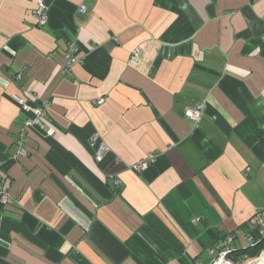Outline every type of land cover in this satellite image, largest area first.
<instances>
[{"label": "crops", "instance_id": "obj_1", "mask_svg": "<svg viewBox=\"0 0 264 264\" xmlns=\"http://www.w3.org/2000/svg\"><path fill=\"white\" fill-rule=\"evenodd\" d=\"M36 1L0 0V264H210L263 239L264 0H43L44 25ZM17 97L48 101L22 137Z\"/></svg>", "mask_w": 264, "mask_h": 264}, {"label": "built area", "instance_id": "obj_2", "mask_svg": "<svg viewBox=\"0 0 264 264\" xmlns=\"http://www.w3.org/2000/svg\"><path fill=\"white\" fill-rule=\"evenodd\" d=\"M78 11L80 13H84L86 11V8L84 5H79ZM33 16L39 25H44L47 23V8L44 4L43 0H37L35 7L33 9ZM71 49H75L72 47ZM67 62L69 61L68 56H67ZM73 60V59H72ZM18 103L21 105V108L27 112L29 115L25 120V124L23 129L21 130V137L23 135V132L27 130V128L31 126H40V119L42 116L46 114V110L48 107V101L46 99H42L39 103L30 102L27 100H24L23 98L17 97L16 98ZM34 101V100H33ZM104 99L103 98H98L96 100L97 104L103 103ZM204 107V103L202 102L201 104H198L194 108H189L186 110V115L189 118H192L194 120H197L202 113V109ZM55 129L53 127H50L46 130L47 135H52L54 133ZM91 145L93 146V154L95 159L100 162L104 159L106 153L108 152L107 146L99 139L97 135L92 136L91 138ZM24 146L22 140L19 141V146L15 153L11 156H8L6 160H14L15 157L18 154L24 153ZM155 158V155L150 153L147 155V157L141 161H139L134 168L136 170H141L147 168L148 164L152 162ZM12 201V196L10 194V191L8 188L3 185L0 187V202L2 204H9ZM194 221L196 219H193ZM250 227H256L260 231V234L264 238V209L257 211L253 214L252 219L250 220L249 224ZM248 239L252 240L253 236L251 234L248 235ZM233 240V235H227L224 237L222 243L219 246L213 247L209 250L210 254H213L214 257L211 261L210 264H241L239 262L233 261L230 257L229 254L232 253L235 249L232 248L231 242ZM255 242H252L251 245H255ZM264 251V248L259 252L258 255L255 257H244L243 259L249 260L250 258H257L259 257L262 252ZM240 261V260H239ZM243 261V262H244ZM242 262V263H243ZM191 264H201V263H191Z\"/></svg>", "mask_w": 264, "mask_h": 264}, {"label": "trees", "instance_id": "obj_3", "mask_svg": "<svg viewBox=\"0 0 264 264\" xmlns=\"http://www.w3.org/2000/svg\"><path fill=\"white\" fill-rule=\"evenodd\" d=\"M264 248V238L261 239L253 248L246 249L242 251H233L229 254V256L233 255L235 259L240 258L243 255H247L248 257H254L259 254V252Z\"/></svg>", "mask_w": 264, "mask_h": 264}, {"label": "bare ground", "instance_id": "obj_4", "mask_svg": "<svg viewBox=\"0 0 264 264\" xmlns=\"http://www.w3.org/2000/svg\"><path fill=\"white\" fill-rule=\"evenodd\" d=\"M262 254H264V251L262 252ZM261 254V255H262ZM260 255V256H261ZM250 259H252V258H250ZM249 259V260H250ZM248 260H246V262H247ZM245 262V261H244ZM244 262L243 263H241V264H244ZM246 262H245V264H246ZM249 264H264V256L261 258V260L260 261H257V262H253V261H251V263H249Z\"/></svg>", "mask_w": 264, "mask_h": 264}, {"label": "rangeland", "instance_id": "obj_5", "mask_svg": "<svg viewBox=\"0 0 264 264\" xmlns=\"http://www.w3.org/2000/svg\"><path fill=\"white\" fill-rule=\"evenodd\" d=\"M241 257H243V256H241ZM241 259V258H240ZM245 259H241L240 261H239V263H242L243 261H244ZM246 262V261H245ZM245 262H244V264H245Z\"/></svg>", "mask_w": 264, "mask_h": 264}, {"label": "water", "instance_id": "obj_6", "mask_svg": "<svg viewBox=\"0 0 264 264\" xmlns=\"http://www.w3.org/2000/svg\"><path fill=\"white\" fill-rule=\"evenodd\" d=\"M259 241H260V240H259ZM259 241H258V242H259ZM258 242H257V243H258ZM257 243H256V244H257Z\"/></svg>", "mask_w": 264, "mask_h": 264}]
</instances>
